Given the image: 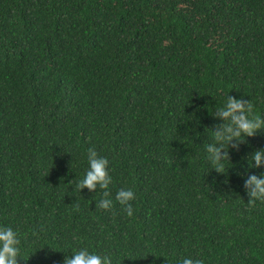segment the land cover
Returning <instances> with one entry per match:
<instances>
[{
  "label": "trees",
  "instance_id": "obj_1",
  "mask_svg": "<svg viewBox=\"0 0 264 264\" xmlns=\"http://www.w3.org/2000/svg\"><path fill=\"white\" fill-rule=\"evenodd\" d=\"M228 95L264 115V0H0V224L18 264L80 247L113 264H264V202L244 189L264 129L223 173L204 149ZM89 147L109 160L108 210L102 189L76 188Z\"/></svg>",
  "mask_w": 264,
  "mask_h": 264
},
{
  "label": "clouds",
  "instance_id": "obj_2",
  "mask_svg": "<svg viewBox=\"0 0 264 264\" xmlns=\"http://www.w3.org/2000/svg\"><path fill=\"white\" fill-rule=\"evenodd\" d=\"M213 114L221 118L224 123L212 133L211 142L204 145L206 158L213 169L223 173L225 161H230V150L239 149L248 137H252L258 130L264 129V115L254 111L251 101L243 98L227 96L222 106L217 107ZM88 169L76 188L89 191L102 189L103 198L99 200L100 209H111L113 199L111 198L109 186L113 183L110 174L109 160L106 156L98 154L95 148L87 150ZM251 168L264 167V149L253 152L249 159ZM244 189L247 193L249 205L256 202H264V172L259 175L253 173L244 180ZM136 194L132 188H120L115 195V201L122 206L127 216H133L132 201ZM21 239L18 231L9 225L0 224V264H18V257H21ZM63 264H113L111 255L100 254L90 251L87 247L74 248L71 255H65ZM177 264H203L201 259L184 257Z\"/></svg>",
  "mask_w": 264,
  "mask_h": 264
}]
</instances>
